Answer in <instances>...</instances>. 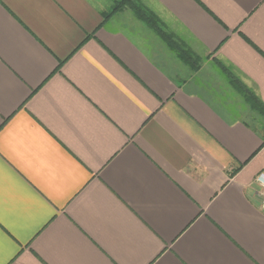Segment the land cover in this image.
<instances>
[{
	"label": "crops",
	"instance_id": "0c3cea01",
	"mask_svg": "<svg viewBox=\"0 0 264 264\" xmlns=\"http://www.w3.org/2000/svg\"><path fill=\"white\" fill-rule=\"evenodd\" d=\"M119 1L0 0V264H264V0Z\"/></svg>",
	"mask_w": 264,
	"mask_h": 264
},
{
	"label": "trees",
	"instance_id": "16d2710c",
	"mask_svg": "<svg viewBox=\"0 0 264 264\" xmlns=\"http://www.w3.org/2000/svg\"><path fill=\"white\" fill-rule=\"evenodd\" d=\"M127 2H130V0H121L119 1L113 11V12H116L120 9L123 8V6L127 3ZM130 6L134 15L136 16V18L144 23H146L147 25H149V27L153 28L156 32H158L163 38H165V40L167 41L169 47L174 50L178 56L183 59L186 63L189 62L188 60V56L185 52L181 51L180 48H178V46L169 38L167 37L166 35H164L160 30L159 28L156 26V23H155V20L154 18L147 12L145 11L144 9L138 7V6H135L134 4H131ZM111 13V14H112ZM239 90H243V93H245V98L247 100V102L250 103L251 107L253 109H256V110H264V107L262 105V103H260V101L254 97L252 94H250L249 92H247L245 89L241 88L240 85L238 86ZM263 144H264V141H263Z\"/></svg>",
	"mask_w": 264,
	"mask_h": 264
},
{
	"label": "built area",
	"instance_id": "2783aa9c",
	"mask_svg": "<svg viewBox=\"0 0 264 264\" xmlns=\"http://www.w3.org/2000/svg\"><path fill=\"white\" fill-rule=\"evenodd\" d=\"M259 189H260V209L264 213V178H259Z\"/></svg>",
	"mask_w": 264,
	"mask_h": 264
},
{
	"label": "rangeland",
	"instance_id": "374dc122",
	"mask_svg": "<svg viewBox=\"0 0 264 264\" xmlns=\"http://www.w3.org/2000/svg\"><path fill=\"white\" fill-rule=\"evenodd\" d=\"M131 4H134L133 0H130V2H127V3L123 6V8L120 9V10H123L124 7H130ZM145 11H146V10H145Z\"/></svg>",
	"mask_w": 264,
	"mask_h": 264
}]
</instances>
